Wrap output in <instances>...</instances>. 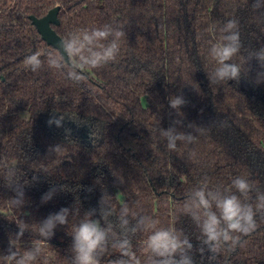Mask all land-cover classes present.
Returning <instances> with one entry per match:
<instances>
[{"label": "trees", "instance_id": "1", "mask_svg": "<svg viewBox=\"0 0 264 264\" xmlns=\"http://www.w3.org/2000/svg\"><path fill=\"white\" fill-rule=\"evenodd\" d=\"M56 6L60 24L52 27L62 40L105 24L122 30L116 60L82 69L79 83L66 79L64 70L50 69L48 54L58 51L30 16L44 17ZM228 19L238 21L242 50L233 61L242 74L238 82L216 83L209 78L214 64L208 49ZM262 46L264 8L257 12L252 0H0V264H14L5 259L10 250L22 256L37 244L42 251L34 264H70V226H58L44 240L35 225L62 207L78 208L80 216L95 209L99 218L103 195L111 197L109 222L118 236V214L126 204L129 228L139 216H151L157 227L188 237L195 264H209L212 253L183 205L201 183L224 188L237 175L253 184V199L264 190V84L254 83L262 69L244 59ZM32 54L42 61L36 72L25 64ZM175 95L186 101L183 116L169 106ZM53 113L89 137L53 129L47 123ZM177 119L179 130L197 139L169 151L160 129ZM13 164L25 193L20 206L12 204L15 193L8 187ZM53 188L52 199L42 204ZM19 222L28 227L17 238ZM146 235L129 231L128 255L109 246L101 264L121 258L145 264ZM213 264H264V213L255 230Z\"/></svg>", "mask_w": 264, "mask_h": 264}, {"label": "clouds", "instance_id": "2", "mask_svg": "<svg viewBox=\"0 0 264 264\" xmlns=\"http://www.w3.org/2000/svg\"><path fill=\"white\" fill-rule=\"evenodd\" d=\"M253 7L260 12L264 8V0H252ZM220 37L212 42L208 49V56L214 67L210 73L212 82L239 81L242 74L241 65L233 61V58L241 55L242 41L238 30V21L228 19L220 28ZM125 33L111 24H105L91 29H81L72 34L67 40L58 42V52L48 54V67L50 69L64 70L66 79L79 83L84 76L82 69H96L116 60L120 52V40ZM246 61L253 60L262 69L256 74L255 84H264V46L248 53L244 58ZM75 62V63H74ZM25 64L31 71L36 72L42 66L38 54H32L25 58ZM170 108L176 110L179 116L181 106L186 103L183 96L175 95L168 99ZM64 115L57 116L53 113L48 120V125L62 126ZM182 123L177 119L167 129L161 128L160 135L166 141L169 151H175L178 143L192 144L197 136L186 133L177 127ZM194 125L189 124V128ZM200 132V129H196ZM59 146L50 149L56 152ZM8 187L15 193L12 198L14 206L24 203L23 185L15 178V165L8 166ZM36 180V177H33ZM15 185V186H14ZM56 189H50L41 197V203L49 202ZM253 184L247 177L237 175L231 178L227 187H216L211 189L206 183L193 188L188 194L183 205L184 214L191 217L199 229L202 245L212 255L208 256L209 264L217 261L221 251H233L240 243L242 236H246L255 230L257 217L264 213V190H256L255 198H252ZM101 207L99 218H96V210L93 209L79 215L78 208L62 207L58 212L49 214L42 222L35 225V231L44 240H50L55 236L58 226H70L69 234L72 239L70 246V264H101L100 257L109 246L116 249L121 256H127L131 248L130 240L127 238L129 231L146 233L143 240V248L147 253L145 264H195L193 257L189 254L193 244L187 236L177 232L173 227H157V222L151 216H139L134 227L129 228L130 209L126 204L119 210V236L113 230V224L109 217L113 215L114 208L111 205V197L103 195L99 201ZM135 216V214H132ZM104 221V224L101 223ZM19 232L17 238L23 235L28 227L23 222L17 223ZM14 243V241H10ZM42 251L37 244L26 251L22 256L11 251L5 259L14 264H34ZM201 262L203 261L204 247H200ZM113 264H128L127 260L121 258Z\"/></svg>", "mask_w": 264, "mask_h": 264}, {"label": "water", "instance_id": "3", "mask_svg": "<svg viewBox=\"0 0 264 264\" xmlns=\"http://www.w3.org/2000/svg\"><path fill=\"white\" fill-rule=\"evenodd\" d=\"M59 7L51 9L44 17L37 18L30 16L32 24L47 43V45L53 47L58 51V42L61 41V37L56 33L52 26H58L60 24L58 19ZM85 138V137H84Z\"/></svg>", "mask_w": 264, "mask_h": 264}, {"label": "rangeland", "instance_id": "4", "mask_svg": "<svg viewBox=\"0 0 264 264\" xmlns=\"http://www.w3.org/2000/svg\"><path fill=\"white\" fill-rule=\"evenodd\" d=\"M78 124L75 123L74 121H71V120H63L62 121V126L61 127H56L55 125H52V128L53 129H56V130H62L63 132H69L71 131L72 133L74 132H78L79 133V136H82L83 138L85 137V139H87L89 137V133L87 130H84V128L82 130H79L78 128Z\"/></svg>", "mask_w": 264, "mask_h": 264}]
</instances>
